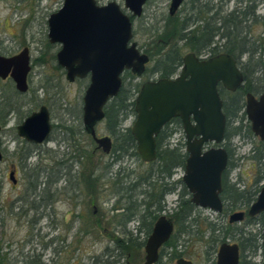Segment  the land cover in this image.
Returning <instances> with one entry per match:
<instances>
[{
  "label": "rangeland",
  "instance_id": "obj_1",
  "mask_svg": "<svg viewBox=\"0 0 264 264\" xmlns=\"http://www.w3.org/2000/svg\"><path fill=\"white\" fill-rule=\"evenodd\" d=\"M170 1L148 0L143 16L134 17L133 41L141 52L156 51L159 36L166 32L175 34L178 20L192 15L191 0H187L177 15L170 17ZM245 1L251 5V18L240 30L249 41L248 47L258 50L264 59V0ZM97 2L99 5L116 2L131 15L124 0ZM238 2H218L222 6V15L241 6ZM63 4L64 0H0V54L10 57L28 48L32 61L26 94L18 93L12 80L0 81V138L4 156L0 163V264H145V244L149 237L145 231L150 220L145 219L143 232L139 231L138 225L145 213L144 203L149 199L155 200L149 195H155L156 190L145 180L157 165L144 163L137 156L116 160L113 153L107 155L96 149V144L85 134L83 98L90 78L67 81L66 72L57 61L61 45L51 44L48 38V20ZM253 7L255 13L251 14ZM167 19L172 27H166ZM170 43L175 44L176 38ZM162 46L163 49L166 44ZM169 48L166 46L165 51ZM189 53L186 50L184 56ZM157 60V57L150 60L148 72L142 77L127 75L122 87L129 91L138 84L142 86L151 78H157L151 73ZM247 60L248 56L242 58L243 65ZM243 65L239 64L242 71ZM248 67L251 72L257 69L252 65ZM263 74L255 76L263 78ZM262 93L259 91L256 95ZM223 94L228 98L226 93ZM222 100L224 102L223 97ZM43 105L50 111L54 128L47 142L33 145L18 136L17 127ZM135 120L136 116L130 115L122 128L132 129ZM248 124L251 127L246 116L244 134L223 144L230 150V162L235 167L229 176L230 183L240 180L242 189L256 178L251 151L260 141L253 133V137L247 136ZM96 130L98 136H110L115 144L105 121L98 124ZM25 143L33 145V154L27 161L17 154L19 148L27 147ZM169 143L172 148L179 146L186 151L183 126L175 131ZM209 147L216 145L210 144ZM12 170L16 171L17 185L9 179ZM184 175L185 170L178 169L173 178L164 183L173 187ZM32 183L36 184L35 189ZM260 186H264V181ZM179 191L180 188L166 196L163 215L175 224L173 238L183 256L173 257L171 248H167L157 264H176L180 258L192 260L194 264H213L214 261L216 264L222 243H213L214 248L217 246L215 254L214 248H209L211 239L223 238L230 225L229 217L235 212L218 214L197 208L194 217L199 226H193L191 230L197 233L200 228L205 231V236L200 239L195 233L191 236L183 234L173 220ZM123 213L128 217L131 215L129 223H126L127 216L125 220L121 216ZM210 224L221 227L222 232L212 236ZM233 226L235 230L227 242L229 244H239L237 232L241 229L259 233L264 224L257 221L249 225L245 221ZM130 234L137 243H144L138 252L132 246L120 249L118 240H129ZM241 261L244 264H264L263 248L254 257L245 251Z\"/></svg>",
  "mask_w": 264,
  "mask_h": 264
},
{
  "label": "water",
  "instance_id": "obj_2",
  "mask_svg": "<svg viewBox=\"0 0 264 264\" xmlns=\"http://www.w3.org/2000/svg\"><path fill=\"white\" fill-rule=\"evenodd\" d=\"M185 0H172L170 16L176 15ZM133 16L143 14L147 0H124ZM48 38L51 44H60L57 61L66 71V79L75 82L90 78L83 102V126L97 149L109 155L113 149L110 136L99 137L98 124L105 120V107L117 97L123 86V75L130 71L142 77L150 57L133 43V23L116 2L98 5L96 0H65L62 8L49 20ZM31 72L29 50L14 57L0 55V79L11 78L19 93L29 90ZM219 84L231 93L244 85V74L237 60L226 53L200 59L195 53L183 58L180 75L176 79H159L142 84L135 100L136 120L132 135L137 151L144 163L157 159V137L174 118L182 121L188 154L183 183L191 194L192 203L218 214L224 211L222 200L223 175L228 168L229 154L222 146L225 142L227 117ZM245 113L252 133L264 141V93L258 98L249 93L245 97ZM53 131L48 107L41 106L17 127V134L27 143L42 145ZM1 132V124H0ZM210 144L216 147H209ZM3 161L0 138V163ZM9 179L17 185L16 171ZM264 218V186L256 201L246 211L230 215V224H240L246 216ZM174 233V224L166 216L159 218L145 244V264H156L160 249ZM264 251V227L262 231ZM239 244L220 246L216 264H240ZM176 264H193L179 259Z\"/></svg>",
  "mask_w": 264,
  "mask_h": 264
},
{
  "label": "trees",
  "instance_id": "obj_3",
  "mask_svg": "<svg viewBox=\"0 0 264 264\" xmlns=\"http://www.w3.org/2000/svg\"><path fill=\"white\" fill-rule=\"evenodd\" d=\"M196 2L197 0L192 1V15H186L182 21L180 19L178 20L179 22L178 26L175 28V34L172 35L168 32L162 34L158 38L160 43L156 44V51L151 52L146 50L145 53H148L151 59L155 57L158 58L155 66L151 70V73L153 75H159L161 78H169L179 71L183 65L184 52L186 50L190 51L191 53H195L197 56L207 57H214L216 55L226 53L233 56L238 61V64L241 63V65H243L241 62L242 58L248 56L247 63L244 64L242 68V72L244 74V85L241 86L235 93L227 91L222 86L219 89L220 96H222L224 99L223 109L227 117L225 141H228L244 134L245 127L243 122L246 121V95L249 93L256 95L259 91L264 93V74L263 78L255 76L256 74L262 75V72H264L262 71L264 59L258 50L248 47L249 41L247 40V37L241 32V27H244V25L251 18V15H249V10L251 9L250 4H248L245 0H239L238 3L241 6H237L233 12L227 15H222V12L219 11H217L215 14H211L213 12L211 8L206 9L204 5L198 6ZM243 3L244 5L242 6ZM254 13L255 7H253L251 14ZM212 18H214V20H212ZM174 38H176V43L171 45L170 42ZM162 44H166V46H170V48L165 51L166 46L162 49ZM258 53L260 56L256 58ZM251 65L257 68L256 71L251 72L250 69H248V66ZM146 72H148V69ZM130 74L132 73L129 71L124 73L122 77L123 83L124 78ZM140 89V84L133 87V91H126L125 88L122 87L119 95L112 99L105 108L106 116L104 121L107 123L108 133L115 140L112 153L115 155L116 160H120L126 156L140 157L137 151V143L132 135V129L129 128L124 130L122 128L123 122L130 115H137L135 111V96L139 93ZM223 93H226L228 98H225ZM235 123L238 125L235 126ZM171 126L172 128H170ZM178 128H182V123L181 121L174 119L164 127L156 139L157 159L155 162L150 164L157 165V169L154 170L145 180V183L154 190L164 187L166 185L164 181L173 178L176 170H185L188 158L187 152L182 151V147L179 146L172 148L171 144L169 143V140ZM245 131L247 132L248 137H253L249 124L246 125ZM222 146L225 148V145ZM225 149L229 154V158H231L230 150L227 147ZM251 152V160L253 162V168L256 172V178L252 183L246 185L243 189L240 186V180H237L233 184L230 183L229 176L231 171L235 168L230 161L227 170L224 172L223 192L221 196L224 202L223 214H227L228 212H236L239 210L247 211L256 201L261 191L262 187L260 184L264 181V141L260 140L258 145L254 146ZM17 154L19 157H21L20 159L27 161L33 154V145H27L26 148H19ZM32 186L35 189L36 184L32 183ZM178 188H180V191L178 193L177 206L174 210L173 220L175 221L176 225L178 226V230L181 233L191 236L195 233L191 230V228L193 226H199L197 219L194 217L197 213L198 207L192 203V196L182 180L175 182L171 190L175 192ZM149 200L144 203L145 213L139 219L140 222L138 228L140 232L144 226L145 220L143 219H150L154 222L158 216L153 214L161 211L163 208L162 204L159 203V208H156L152 214L150 212L152 203L151 200L150 202ZM121 216L125 220L127 215L123 213ZM130 220H132L131 215L129 217L127 216L126 223H129ZM245 221L246 224L249 225L257 221L264 224L263 215L254 218L247 217ZM233 225H228V228L224 232L222 239H211L212 242L209 245L210 250L214 248L213 243L218 245L220 243L224 244L228 242L229 238L233 236V230H235ZM210 231L212 236H214L216 232H222V228L217 227V225L214 226L210 224ZM149 233L150 230H148V235ZM237 233L240 237L239 246L241 248L242 254L248 250L252 257H254L258 250L263 248L262 230L259 233H254L251 230L241 229ZM195 234H197L198 238L203 239L205 236V231L198 228L197 233ZM130 235V238L132 239V234ZM131 239H119L118 243L120 249L124 250L130 248L129 246H132L138 252L139 249L144 246V243H137L136 239ZM166 247L171 248L173 257L183 256L182 252L178 249V242H176L173 237L166 244ZM213 250L215 251L213 253L216 254L217 246H215ZM207 253L211 255V252L207 251ZM163 255H165L164 252L161 254V257H163ZM213 264H215V261ZM240 264L244 263L241 261Z\"/></svg>",
  "mask_w": 264,
  "mask_h": 264
},
{
  "label": "flooded vegetation",
  "instance_id": "obj_4",
  "mask_svg": "<svg viewBox=\"0 0 264 264\" xmlns=\"http://www.w3.org/2000/svg\"><path fill=\"white\" fill-rule=\"evenodd\" d=\"M65 1V0H64ZM97 1V0H96ZM148 1V0H147ZM192 1L193 0H191L190 1V3L189 4H191L192 5ZM201 0H197V2H196V4L198 5V6H201V5H204L205 6V8H207V9H210L211 8V10L213 11L211 14H215L217 11H219V12H222V6H221V4H219L218 2H221V0H206V1H201ZM98 3V2H97ZM171 3H172V0L170 1V4H169V10H170V7H171ZM186 3H188L187 2V0H185L184 1V3L182 4V6H181V8L186 4ZM146 4H147V2H146ZM99 5V4H98ZM100 6H103V5H100ZM196 6V5H195ZM145 7V6H144ZM181 8L178 10V12L181 10ZM128 10V9H127ZM129 11V10H128ZM130 12V11H129ZM143 12H144V10H143ZM177 12V13H178ZM131 13V12H130ZM177 13H176V15H177ZM127 14V13H126ZM128 15V14H127ZM176 15H174V16H170V14H169V16L170 17H175ZM128 16H130V18H131V21H132V23H133V19H134V17H136V16H133L132 15V13H131V15H128ZM143 16V14L140 16V17H142ZM169 17V18H170ZM212 17H213V15H212ZM136 18H139V17H136ZM212 20H214V18H212ZM168 21H170L169 19H167V23H166V27H172L171 26V24H169V22ZM133 34H134V32H133ZM133 39H134V37H133ZM132 42L133 43H136V42H134L133 40H132ZM138 45V44H137ZM139 48V47H138ZM25 49H28V48H25ZM25 49H23L22 51H24ZM29 50V49H28ZM61 50V49H60ZM140 50V49H139ZM21 51V52H22ZM141 51V50H140ZM21 52H19L18 54H20ZM142 53H144V54H147L149 57H150V55L148 54V53H145V52H142ZM18 54H16V55H18ZM0 55H2V54H0ZM16 55H13V56H10V57H14V56H16ZM29 55H30V51H29ZM2 56H4V55H2ZM4 57H7V58H10V57H8V56H4ZM30 58H31V55H30ZM198 58H200V59H208V58H211V57H207V56H198ZM150 60H151V57H150ZM238 62V61H237ZM149 65V64H148ZM239 65V64H238ZM183 66V65H182ZM181 70H182V67L179 69V71L176 73V74H174V75H172V76H170L169 78H161V77H159V75H157V78H151L149 81H156V80H159V79H176L179 75H180V73H181ZM31 71H32V61H31ZM146 71H147V68H146ZM242 71V70H241ZM66 72V71H65ZM130 72V71H129ZM31 73V72H30ZM147 72H145L144 74H146ZM30 75V74H29ZM28 78H29V76H28ZM7 80H12L10 77L9 78H7L6 80H2V79H0V81H7ZM13 81V80H12ZM13 83H14V81H13ZM14 85H15V83H14ZM28 85H29V82H28ZM222 85L221 84H219V86H218V88L220 89V87H221ZM223 87V86H222ZM15 88H16V86H15ZM239 90V89H238ZM17 91V90H16ZM29 91V90H28ZM18 92V91H17ZM19 93V92H18ZM20 94H22V93H20ZM26 94V93H25ZM254 95V94H253ZM257 98L260 96H257V95H255ZM108 105V104H107ZM106 105V106H107ZM47 107V106H46ZM106 108V107H105ZM246 108V107H245ZM36 112V111H35ZM50 112V111H49ZM50 116H51V114H50ZM174 119H177V120H179V121H181V119H179V118H174ZM174 119H172L170 122H172ZM52 122V121H51ZM169 122V123H170ZM168 123V124H169ZM181 123H182V121H181ZM167 124V125H168ZM53 125V124H52ZM53 128H54V126H53ZM1 130H2V127H1ZM97 131V130H96ZM53 132V131H52ZM162 132V131H161ZM1 133V132H0ZM98 134V133H97ZM89 136V135H88ZM159 136V135H158ZM51 137V136H50ZM90 137V136H89ZM100 137V136H99ZM103 137V136H102ZM50 139V138H49ZM48 139V140H49ZM93 140V139H92ZM113 140V139H112ZM2 143V142H1ZM95 143V142H94ZM113 147H114V141H113ZM96 149H97V145H96ZM112 151H113V149H112ZM3 153V152H2ZM112 153V152H111ZM110 153V154H111ZM3 158H4V156H3ZM229 161H230V158H229ZM166 181H168V180H166ZM167 184V183H166ZM171 188L172 187H169V185H165L164 187H161V188H158L157 190H156V193H155V195H149V197H151V198H153V196H154V198H155V200H153V201H151V203H152V208L150 209V212L153 214L154 213V211H155V209L156 208H159V206H158V204L160 203V204H162V210L161 211H158L157 213H154L153 215H157L158 216V218L153 222V221H151L150 219V224H149V227L146 229V231H145V233H146V235H148V230H150V233H149V236L152 234V232H153V229H154V227H155V224H156V222H157V220L159 219V218H161L162 216H165V215H163V213L164 212H166L165 210H166V207H165V199H166V196L167 195H169V194H171L173 191L171 190ZM247 212V211H246ZM223 214V213H222ZM248 216H246V218H247ZM167 218V217H166ZM169 219V218H168ZM145 220V219H144ZM170 221H171V219H169ZM244 222V221H243ZM242 222V223H243ZM145 224H146V222L144 221V226H145ZM174 224V223H173ZM230 224V223H229ZM241 224V223H240ZM231 225H233V224H231ZM144 226H143V229H142V231L141 232H143V230H144ZM174 231H175V224H174ZM174 234V233H173ZM172 237H173V235H172ZM172 237H171V239H172ZM149 238V237H148ZM170 239V240H171ZM169 240V241H170ZM168 241V242H169ZM167 242V243H168ZM167 243H165L162 247H161V249H160V251H159V253H160V258H161V254L163 253V252H165V249H167V247H166V244ZM240 250H241V248H240ZM241 255H242V252H241ZM181 259V258H180ZM160 260V259H159ZM179 260V259H178ZM177 260V261H178ZM188 260V259H187ZM192 261V260H191ZM193 262V261H192ZM240 263H241V261H240ZM157 264V263H156ZM193 264H194V262H193Z\"/></svg>",
  "mask_w": 264,
  "mask_h": 264
}]
</instances>
